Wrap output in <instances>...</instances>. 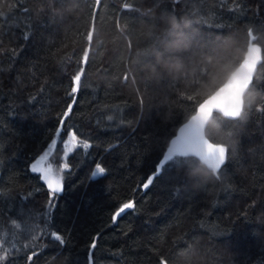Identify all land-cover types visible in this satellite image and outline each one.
<instances>
[{
    "label": "trees",
    "instance_id": "trees-1",
    "mask_svg": "<svg viewBox=\"0 0 264 264\" xmlns=\"http://www.w3.org/2000/svg\"><path fill=\"white\" fill-rule=\"evenodd\" d=\"M250 41L240 117L205 131L226 163L176 152L144 189ZM71 130L88 147L64 160ZM37 161L60 174L51 205ZM0 171V264H88L97 236L95 264H264V0H0Z\"/></svg>",
    "mask_w": 264,
    "mask_h": 264
},
{
    "label": "water",
    "instance_id": "water-1",
    "mask_svg": "<svg viewBox=\"0 0 264 264\" xmlns=\"http://www.w3.org/2000/svg\"><path fill=\"white\" fill-rule=\"evenodd\" d=\"M262 62V46L250 41L242 60L224 83L207 96L198 105L196 112L178 128L176 134L171 138L164 156L176 152L195 155L210 169L221 168L227 161V148L223 144L212 142L206 136V127L216 112L230 119L240 117L244 107V96ZM213 161H216V164ZM217 164L219 166H216ZM45 170L38 169L42 179ZM49 178L57 179L52 174Z\"/></svg>",
    "mask_w": 264,
    "mask_h": 264
},
{
    "label": "snow or ice",
    "instance_id": "snow-or-ice-1",
    "mask_svg": "<svg viewBox=\"0 0 264 264\" xmlns=\"http://www.w3.org/2000/svg\"><path fill=\"white\" fill-rule=\"evenodd\" d=\"M80 85H81V78L79 75L75 74L74 76H72L71 85H70V92H69V96L71 97L72 102L67 105L68 110L63 114L65 117L68 116V114L72 110L73 105L76 103V94L80 91ZM72 138L75 139L74 136ZM84 147L87 148L88 145L84 144ZM41 159H43V158H41ZM172 159H173V153H169V155H167V156L163 155L162 158L157 162V167L154 169V171L152 173H150L146 177V181L142 183V187L144 189H148L154 183V180H156L161 175V172L165 169L166 166L168 168L173 167V165L170 163V161H172ZM213 163L216 164V161H213ZM38 164H39V161H37L36 164L31 165V171L33 173L38 171V168H37ZM216 166H219V165L217 164ZM65 167H67V166H65ZM96 167H97V171L99 173H103L105 171L100 165H97ZM52 171L53 170H52L51 165H48L46 170L44 171V175H43V179L46 181V189H45L44 185L40 186L41 190L47 191L48 196H49V204L50 205L54 202L55 196L63 190L61 180L49 178ZM96 174L97 173L94 172L93 176L95 177ZM39 178L40 177H38V179ZM133 207H134V202L129 201L127 203H123V205L119 207L118 211L114 215H112L110 217V219L113 222H115L116 218L121 213H123L125 211V209H131ZM50 237L55 242H58L59 244L64 243V240L62 239V237L54 231L50 233ZM97 239H98V236L94 237L93 241L89 245V254L87 257L88 264H95L94 250L97 248Z\"/></svg>",
    "mask_w": 264,
    "mask_h": 264
},
{
    "label": "rangeland",
    "instance_id": "rangeland-1",
    "mask_svg": "<svg viewBox=\"0 0 264 264\" xmlns=\"http://www.w3.org/2000/svg\"><path fill=\"white\" fill-rule=\"evenodd\" d=\"M70 134L71 135L68 136L64 144V153H63L64 160H66L67 156L73 151L74 148L86 144V142L81 140L73 130H71ZM73 136L75 137V139L72 138ZM41 168L46 169L45 167H41ZM52 175H54V177L60 180V174L56 173V175L55 174Z\"/></svg>",
    "mask_w": 264,
    "mask_h": 264
},
{
    "label": "clouds",
    "instance_id": "clouds-1",
    "mask_svg": "<svg viewBox=\"0 0 264 264\" xmlns=\"http://www.w3.org/2000/svg\"><path fill=\"white\" fill-rule=\"evenodd\" d=\"M168 23L171 27V29L174 31L175 29L179 28L180 24L178 21H176V19L174 17H170L168 19Z\"/></svg>",
    "mask_w": 264,
    "mask_h": 264
}]
</instances>
